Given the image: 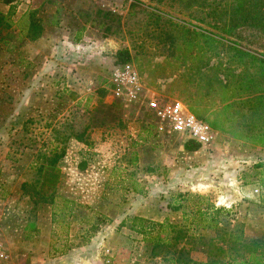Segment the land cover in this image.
Here are the masks:
<instances>
[{
    "label": "rangeland",
    "instance_id": "rangeland-1",
    "mask_svg": "<svg viewBox=\"0 0 264 264\" xmlns=\"http://www.w3.org/2000/svg\"><path fill=\"white\" fill-rule=\"evenodd\" d=\"M7 1L0 0V264H186L178 252L152 255L131 227L134 217L182 223V211L169 206L187 192L231 211L249 241L264 238L259 29L223 37L192 18L210 10L198 13L195 0ZM32 21L42 28L36 39ZM125 63L138 70L144 99L117 95L111 72ZM152 98L182 104L213 127L214 139L187 151L180 136L158 131ZM52 161L62 173L53 204L36 194L38 170ZM207 235L178 251L195 246L191 259L212 262Z\"/></svg>",
    "mask_w": 264,
    "mask_h": 264
},
{
    "label": "trees",
    "instance_id": "trees-1",
    "mask_svg": "<svg viewBox=\"0 0 264 264\" xmlns=\"http://www.w3.org/2000/svg\"><path fill=\"white\" fill-rule=\"evenodd\" d=\"M10 1L8 0L7 3L9 4ZM195 3L202 10L198 13L205 12L203 10H206V7L210 10L207 17L200 18L192 15V18L217 29L223 37L241 39L244 30L249 27L259 29L255 37L258 43L254 50L264 52V37L261 36L264 33V0H195ZM220 5L224 8L220 9ZM29 30L33 33L34 39L42 32L37 21L31 22ZM199 148L200 144L194 141L185 143V149L189 152H195ZM54 164L55 161L48 166L41 164L38 170L41 184L36 192L45 201L51 198L52 204L62 178L61 170ZM262 166L259 165L258 168ZM260 184L264 188V176ZM169 207L174 212L182 211V223L174 224L168 219L164 222H155L142 217L132 218L131 229L143 237L152 255H176L178 252L186 256V264L190 262L204 264L203 261L189 257L195 246L189 250L182 248L181 251L177 248L181 244L196 245L197 241H202L208 236L207 233H210L208 241L216 249L217 255L215 260L206 264H264V238L249 241L245 236V224L234 221L231 211L217 207L208 197L190 192L180 193ZM230 226L233 227L232 231ZM200 231L207 233L203 234ZM223 245L231 246L228 250L233 251V254L237 253L236 256H223L228 251H225Z\"/></svg>",
    "mask_w": 264,
    "mask_h": 264
},
{
    "label": "built area",
    "instance_id": "built-area-1",
    "mask_svg": "<svg viewBox=\"0 0 264 264\" xmlns=\"http://www.w3.org/2000/svg\"><path fill=\"white\" fill-rule=\"evenodd\" d=\"M110 79L117 95L127 101H139L147 96L140 74L131 63L116 65ZM148 107L159 120V132L176 134L185 142L194 141L200 145H207L214 139L213 127L182 104L159 103L152 98L148 101ZM260 192V189L254 191L255 194Z\"/></svg>",
    "mask_w": 264,
    "mask_h": 264
}]
</instances>
